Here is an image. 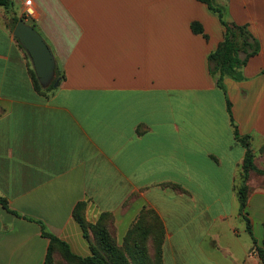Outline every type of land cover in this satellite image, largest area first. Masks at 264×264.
Returning <instances> with one entry per match:
<instances>
[{
	"label": "crops",
	"instance_id": "obj_1",
	"mask_svg": "<svg viewBox=\"0 0 264 264\" xmlns=\"http://www.w3.org/2000/svg\"><path fill=\"white\" fill-rule=\"evenodd\" d=\"M12 1L13 11L0 7V198L17 215L0 204V264H44L40 222L82 255L80 202L88 222L110 214L121 236L137 228L161 244L162 264H250L238 136L264 171V0H218L260 46L225 90L208 61L225 28L198 0ZM21 16L63 76L47 97L14 36ZM247 186L259 242L264 175Z\"/></svg>",
	"mask_w": 264,
	"mask_h": 264
},
{
	"label": "trees",
	"instance_id": "obj_2",
	"mask_svg": "<svg viewBox=\"0 0 264 264\" xmlns=\"http://www.w3.org/2000/svg\"><path fill=\"white\" fill-rule=\"evenodd\" d=\"M207 5L209 10L218 15V18L225 28V37L223 42L218 46V48L212 52L209 57V69L210 73L217 78V83L220 88L225 90L224 80L225 78H231L236 81H241L244 79L243 68L246 66L248 60L258 54L260 46L256 39L253 37L252 33L248 30L246 25H237L236 23H229L226 21L225 7L218 3V0H198ZM0 7L6 10L14 9V3L12 0H0ZM20 19H26L25 16L15 17L13 19V29H15L18 21ZM35 28V24L30 22ZM191 29L195 34L204 35V28L199 22H193L191 24ZM20 47H22L20 45ZM23 48V47H22ZM30 60L29 56L27 55ZM29 72L33 81L35 91L42 96H49L55 91L54 84L57 79H63L60 70L56 67V78L52 84L43 88L39 83L36 74L31 68L29 62ZM230 103H228V109L230 110ZM237 134V132H236ZM249 136L240 137L238 139L240 143L247 149L245 160H244V171H243V182L239 190V200H240V214L243 220L246 222V227L249 235L252 238L253 246H257V240L254 237L251 220L247 217L246 208L248 205L249 188L247 182L250 179L252 172L258 175H264V171L256 167L254 163V154L250 148ZM264 152V146L261 148V153ZM0 204L10 213L17 215L9 209L8 202L4 198H0ZM87 203L80 202L76 205L74 209V219L81 226L83 231V236L87 240L89 238V229L93 230L97 246L90 244L91 255L83 257L73 253L70 245L64 240L56 237L55 235L49 233L45 226L40 222L42 227V236L49 240L48 252L44 264H51L53 260V255L55 251H59L65 260L71 264H134L135 260L132 261L126 256V254L116 245L110 232L109 225L113 224L112 217L110 214H102L95 224L88 223L85 218V208ZM84 210V211H83ZM89 227V228H88ZM134 228L129 232V236L137 235L141 238V241L136 244L135 248L138 253L145 255L146 249H143V242H146V236L144 234H139ZM260 258L262 264H264V250L259 248ZM158 255V259L162 264V249L161 244L155 247ZM147 255V254H146ZM145 259V258H143ZM141 261V259H137Z\"/></svg>",
	"mask_w": 264,
	"mask_h": 264
},
{
	"label": "rangeland",
	"instance_id": "obj_3",
	"mask_svg": "<svg viewBox=\"0 0 264 264\" xmlns=\"http://www.w3.org/2000/svg\"><path fill=\"white\" fill-rule=\"evenodd\" d=\"M30 64L31 61L29 60ZM31 68L32 64H31ZM263 156H264V152H263ZM264 161V157L262 158ZM262 165H264V162H262ZM84 211V210H83ZM85 212H86V208H85ZM84 212V213H85ZM88 222V221H87ZM90 223V222H88ZM96 223V222H95ZM95 223H91V224H95ZM89 228V227H88ZM109 232L114 240V242L116 243V245L126 254V256L132 261L135 260L134 264H161L159 259H158V255L157 252L155 250V246H151L152 244H148V238H146V242H143V249H146V253L145 255H142L141 253L137 252V249L135 248L136 244H138L141 241V238L137 235H131L129 236V233L126 234V236H121L120 234H118V231L115 230L113 224L109 225ZM84 237V236H83ZM85 239V238H84ZM95 236L93 233V230L89 229V238L85 241H83L82 239H80L81 241H79V247H81L83 250L86 249V251H82V255H91V250H90V244H93L95 247L97 246V242L95 240ZM247 240L249 242V244H252V239L251 237L248 235L247 236ZM257 246L261 249L264 250V234L263 236L259 239V242H257ZM257 246H253L252 249H250L251 255L253 256L250 260V264H262L261 258H260V252L259 249L257 248ZM154 249V252H153ZM90 252V254L88 255V253ZM73 253H75L73 251ZM77 254V253H75ZM147 254V255H146ZM79 255V254H77ZM79 255V256H82ZM86 257V256H83ZM145 258V259H143ZM137 259H141V261H137ZM51 264H71L70 262H68L67 260H65V258L63 257V255L57 250L55 251L54 255H53V260Z\"/></svg>",
	"mask_w": 264,
	"mask_h": 264
},
{
	"label": "water",
	"instance_id": "obj_4",
	"mask_svg": "<svg viewBox=\"0 0 264 264\" xmlns=\"http://www.w3.org/2000/svg\"><path fill=\"white\" fill-rule=\"evenodd\" d=\"M14 36L24 48L30 58L36 77L43 88L49 87L56 78V60L52 50L43 36L20 19L14 29ZM61 79H57L54 87L57 88Z\"/></svg>",
	"mask_w": 264,
	"mask_h": 264
},
{
	"label": "built area",
	"instance_id": "obj_5",
	"mask_svg": "<svg viewBox=\"0 0 264 264\" xmlns=\"http://www.w3.org/2000/svg\"><path fill=\"white\" fill-rule=\"evenodd\" d=\"M33 15H34V11L31 8H29L27 10V16H33Z\"/></svg>",
	"mask_w": 264,
	"mask_h": 264
}]
</instances>
